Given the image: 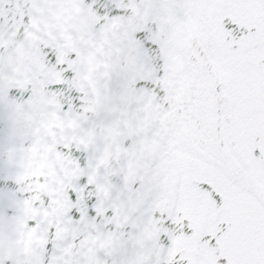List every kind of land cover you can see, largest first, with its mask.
Returning a JSON list of instances; mask_svg holds the SVG:
<instances>
[{
    "label": "snow or ice",
    "instance_id": "obj_1",
    "mask_svg": "<svg viewBox=\"0 0 264 264\" xmlns=\"http://www.w3.org/2000/svg\"><path fill=\"white\" fill-rule=\"evenodd\" d=\"M0 264H264V0H0Z\"/></svg>",
    "mask_w": 264,
    "mask_h": 264
}]
</instances>
